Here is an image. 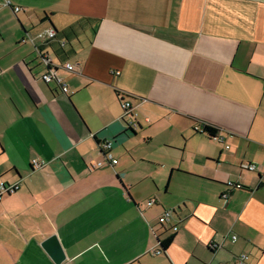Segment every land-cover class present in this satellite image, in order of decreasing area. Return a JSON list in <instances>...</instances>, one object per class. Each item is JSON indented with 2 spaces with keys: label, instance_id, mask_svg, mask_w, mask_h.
<instances>
[{
  "label": "crops",
  "instance_id": "1",
  "mask_svg": "<svg viewBox=\"0 0 264 264\" xmlns=\"http://www.w3.org/2000/svg\"><path fill=\"white\" fill-rule=\"evenodd\" d=\"M0 181V264H264V0H0Z\"/></svg>",
  "mask_w": 264,
  "mask_h": 264
},
{
  "label": "built area",
  "instance_id": "2",
  "mask_svg": "<svg viewBox=\"0 0 264 264\" xmlns=\"http://www.w3.org/2000/svg\"><path fill=\"white\" fill-rule=\"evenodd\" d=\"M7 4H10V3H7ZM20 10H21L20 7H15L16 12H19ZM27 36H28V39L32 43L35 44L36 49L40 54V57L43 59V63L46 65V69L42 73L41 78L46 83H50L51 81L55 80L59 84L61 91L68 95L70 93V87L68 85L66 78L59 75V73H58L59 72V70H58L59 66L53 61L52 56L49 54V52H47L46 49L44 50V48H42L43 45H48L51 41H54L57 39V32L55 31V29L49 28L45 31H41L37 37L40 39L41 42L37 41L38 39L32 37L31 35H27ZM58 42H59L60 46L63 48L68 44V42L65 40H58ZM64 67L69 72H73L75 70V64L70 62V61H66L64 63ZM122 107H123L124 113L128 114L131 118V120H128L129 125L133 129L137 128L139 126V122L136 119L137 114L135 112L134 106L132 105V102L130 100L126 99V100H124ZM123 116H124V114H123ZM214 139H216L220 142L224 141V137L221 134H218V136L215 137ZM99 147H100V149H102V152L104 153L105 158L109 163L116 164L118 162V160L115 159L111 153V148H112V141L111 140H101L99 142ZM102 164L103 163L100 162L97 164V166H101ZM32 165L35 168L36 167L40 168L44 165V162L34 159L32 161ZM242 168L246 169V170H250V171H255L256 165L244 164ZM19 188H20L19 183L10 184V183H6L4 181H0V197L5 195V194H10V193L16 192ZM154 203H155V200L152 199V200L147 202V205L152 206ZM172 217H173V211L167 210L160 217L159 221L161 224L169 226V229H171L173 231H177L178 225L171 223ZM237 238L238 237L236 234L232 235L233 241H236ZM161 252H162L161 250L157 251V253H161ZM246 258H247L246 255H242L239 262L242 263L244 260H246Z\"/></svg>",
  "mask_w": 264,
  "mask_h": 264
},
{
  "label": "trees",
  "instance_id": "3",
  "mask_svg": "<svg viewBox=\"0 0 264 264\" xmlns=\"http://www.w3.org/2000/svg\"><path fill=\"white\" fill-rule=\"evenodd\" d=\"M54 29L57 32L56 28H54ZM70 29L72 30V28H70ZM129 98H132V97H130L129 95H126V94H119V99H120L121 104H123L124 100L129 99ZM127 117H130V116L128 114L124 113V119L127 118ZM126 123L128 125V129H130L132 131H135L129 125L128 121ZM199 124L203 127L204 133H206L209 137L215 138V137L218 136L220 131L215 126L210 125V124H208L206 122H199ZM100 141L98 140V142H100ZM173 239H174V235L173 234H170V235L164 237L163 239H160L159 243H160V247L162 248V250L167 249L170 246V244L172 243Z\"/></svg>",
  "mask_w": 264,
  "mask_h": 264
},
{
  "label": "water",
  "instance_id": "4",
  "mask_svg": "<svg viewBox=\"0 0 264 264\" xmlns=\"http://www.w3.org/2000/svg\"><path fill=\"white\" fill-rule=\"evenodd\" d=\"M43 247L53 257L56 264H63L66 261V254L60 244L57 235H52L43 242Z\"/></svg>",
  "mask_w": 264,
  "mask_h": 264
}]
</instances>
